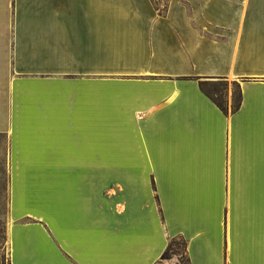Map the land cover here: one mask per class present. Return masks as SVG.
Returning a JSON list of instances; mask_svg holds the SVG:
<instances>
[{"label":"crops","instance_id":"obj_1","mask_svg":"<svg viewBox=\"0 0 264 264\" xmlns=\"http://www.w3.org/2000/svg\"><path fill=\"white\" fill-rule=\"evenodd\" d=\"M0 135L9 264H264V0H0Z\"/></svg>","mask_w":264,"mask_h":264},{"label":"rangeland","instance_id":"obj_2","mask_svg":"<svg viewBox=\"0 0 264 264\" xmlns=\"http://www.w3.org/2000/svg\"><path fill=\"white\" fill-rule=\"evenodd\" d=\"M154 4L163 10L166 0H153ZM203 88L213 97L220 100L230 111L233 102L238 98V81L233 79H219L211 77L204 80ZM5 147V136L0 135V154ZM3 162L0 159V264H8V241H7V223L5 210L2 208L7 177L4 175ZM186 254L183 238L176 236L167 252V256L160 258L158 264H185Z\"/></svg>","mask_w":264,"mask_h":264},{"label":"trees","instance_id":"obj_3","mask_svg":"<svg viewBox=\"0 0 264 264\" xmlns=\"http://www.w3.org/2000/svg\"><path fill=\"white\" fill-rule=\"evenodd\" d=\"M153 1V0H152ZM155 5V4H154ZM156 6V5H155ZM156 8L158 9V11L160 12V14H163L164 11H165V6L163 8V10L159 9L157 6ZM204 80L200 81V87L202 88V90H204V92H206V94H208V96L216 103V105L224 112H226V107L225 105L220 101L218 100L217 98L213 97L210 93H208L204 88H203V84H204ZM240 104V92H239V85H238V98L236 100V102H233L232 105H231V108H230V111H234L238 108ZM174 238V237H173ZM173 238H171L167 244V247L165 248V250L162 252L161 254V258L163 257H166L167 256V252L173 242ZM184 241V239H183ZM184 247H185V242H184ZM186 254V253H185ZM8 264H9V261H8ZM185 264H188V259H187V256H186V263Z\"/></svg>","mask_w":264,"mask_h":264}]
</instances>
